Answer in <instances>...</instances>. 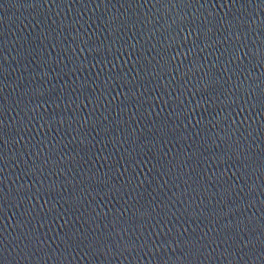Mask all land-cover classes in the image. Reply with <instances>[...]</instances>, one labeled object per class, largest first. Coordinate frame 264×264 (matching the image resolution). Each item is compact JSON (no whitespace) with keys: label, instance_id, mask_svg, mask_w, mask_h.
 Listing matches in <instances>:
<instances>
[{"label":"water","instance_id":"1","mask_svg":"<svg viewBox=\"0 0 264 264\" xmlns=\"http://www.w3.org/2000/svg\"><path fill=\"white\" fill-rule=\"evenodd\" d=\"M0 264H264V0H0Z\"/></svg>","mask_w":264,"mask_h":264}]
</instances>
